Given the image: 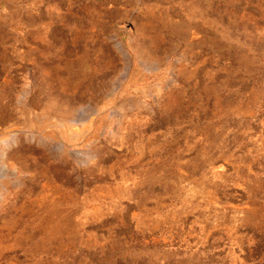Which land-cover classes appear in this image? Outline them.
Masks as SVG:
<instances>
[{"label": "rangeland", "instance_id": "374dc122", "mask_svg": "<svg viewBox=\"0 0 264 264\" xmlns=\"http://www.w3.org/2000/svg\"><path fill=\"white\" fill-rule=\"evenodd\" d=\"M0 264H264V0H0Z\"/></svg>", "mask_w": 264, "mask_h": 264}]
</instances>
